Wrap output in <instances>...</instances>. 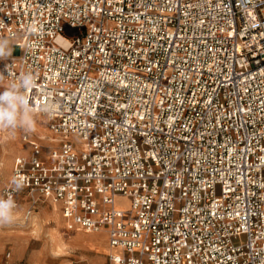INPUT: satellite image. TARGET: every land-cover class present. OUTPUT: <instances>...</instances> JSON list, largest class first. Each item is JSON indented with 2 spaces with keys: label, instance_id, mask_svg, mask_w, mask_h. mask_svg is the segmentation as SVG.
Masks as SVG:
<instances>
[{
  "label": "built area",
  "instance_id": "1",
  "mask_svg": "<svg viewBox=\"0 0 264 264\" xmlns=\"http://www.w3.org/2000/svg\"><path fill=\"white\" fill-rule=\"evenodd\" d=\"M0 39L57 138L1 189L23 222L58 205L106 264H264V0H0Z\"/></svg>",
  "mask_w": 264,
  "mask_h": 264
},
{
  "label": "rangeland",
  "instance_id": "2",
  "mask_svg": "<svg viewBox=\"0 0 264 264\" xmlns=\"http://www.w3.org/2000/svg\"><path fill=\"white\" fill-rule=\"evenodd\" d=\"M66 27L64 35L73 32ZM6 86H1L3 91ZM45 116L35 114V131L29 132L33 140H40L46 147L55 145L57 139L48 128ZM27 134L19 131L15 138L0 132V197L1 189L8 183L14 160L27 155L30 145L23 140ZM129 198L117 197V209H130ZM29 204L26 197L15 213V223L0 227V264H6V253L11 251V260L17 264H106L109 246L107 233L67 232L61 217V209L51 202H41L33 217L23 222ZM55 207V208H54ZM57 214V215H55Z\"/></svg>",
  "mask_w": 264,
  "mask_h": 264
},
{
  "label": "clouds",
  "instance_id": "3",
  "mask_svg": "<svg viewBox=\"0 0 264 264\" xmlns=\"http://www.w3.org/2000/svg\"><path fill=\"white\" fill-rule=\"evenodd\" d=\"M11 53L8 39H0V59ZM34 86L31 74H24L19 82H12L0 91V132H7L9 137L15 138L19 131L29 133L35 131V112L25 94ZM41 111L51 114L52 109L42 107ZM19 189L20 185H15ZM16 201L11 198L0 197V227L11 226L15 223L17 210Z\"/></svg>",
  "mask_w": 264,
  "mask_h": 264
},
{
  "label": "crops",
  "instance_id": "4",
  "mask_svg": "<svg viewBox=\"0 0 264 264\" xmlns=\"http://www.w3.org/2000/svg\"><path fill=\"white\" fill-rule=\"evenodd\" d=\"M11 263H16L15 261H12Z\"/></svg>",
  "mask_w": 264,
  "mask_h": 264
},
{
  "label": "bare ground",
  "instance_id": "5",
  "mask_svg": "<svg viewBox=\"0 0 264 264\" xmlns=\"http://www.w3.org/2000/svg\"><path fill=\"white\" fill-rule=\"evenodd\" d=\"M55 208V207H54ZM55 215H57V214H55Z\"/></svg>",
  "mask_w": 264,
  "mask_h": 264
}]
</instances>
